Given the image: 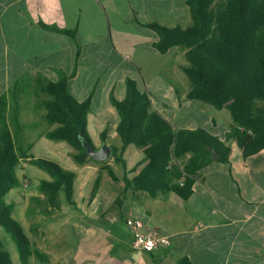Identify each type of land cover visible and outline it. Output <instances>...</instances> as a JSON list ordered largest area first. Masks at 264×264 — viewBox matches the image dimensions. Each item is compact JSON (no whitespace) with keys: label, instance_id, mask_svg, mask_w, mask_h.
<instances>
[{"label":"crops","instance_id":"0c3cea01","mask_svg":"<svg viewBox=\"0 0 264 264\" xmlns=\"http://www.w3.org/2000/svg\"><path fill=\"white\" fill-rule=\"evenodd\" d=\"M187 2L0 0V82L30 83L26 87L29 95L21 92L25 90L22 88L11 92L10 85L0 94L16 96L19 105L26 95L35 108L42 104L36 102L40 94L37 81L54 82L64 75L74 99L78 102L90 99L89 113L97 110L96 97L107 98L109 106L105 111L111 114L112 121L103 119L109 127L98 133V144L101 146L104 140L118 148L121 145L116 134L119 117L110 102L115 92V73L120 71L117 80L121 82V94H125L128 71L141 76L140 66L161 54L153 47L156 34L145 25L189 27ZM41 24L71 31L73 36L43 30ZM184 52L173 47L163 54L171 53L176 60L170 72H182L180 68L187 65ZM125 65L130 69H124ZM167 70L166 66L161 68L163 73ZM189 90L190 84L182 92L174 89L176 102L163 104L162 110L154 111L173 130L201 128L226 142L230 149L228 163L213 161L197 171L186 200L172 192L152 197L144 191L124 190V171L132 178L140 172L139 164L143 163V155L133 145L126 146L120 156L124 169L111 158L107 162L87 160L80 165L81 169L73 173L72 204L60 193L57 203L50 205L38 190V184L31 185L28 200L24 197L28 187L19 181L20 190L14 192L13 188L7 196L21 201L25 213L31 215L28 226L31 249L45 256L41 260L33 253L28 264H70L68 245L76 243L83 255L77 264H175L183 257L191 264H264V149L243 158L236 141H226V134L233 127L229 112L215 109L214 116L197 120V113L193 112L197 104L187 99ZM12 104L9 99L8 106ZM167 110H171L169 114L165 113ZM28 115L27 118L24 113L25 119L20 120L19 112V125L21 121H34ZM27 135L25 130L19 132L20 138ZM68 151L72 156L74 151L70 147ZM187 160L188 156L177 162L183 165ZM24 162L20 161L18 168L26 167L29 161ZM88 174L91 179L86 177ZM44 180L50 179L44 177ZM83 186L87 187L86 193ZM127 219L139 220L144 231L169 238L171 246L151 253L133 251L125 226ZM14 256L18 258L16 251Z\"/></svg>","mask_w":264,"mask_h":264},{"label":"trees","instance_id":"16d2710c","mask_svg":"<svg viewBox=\"0 0 264 264\" xmlns=\"http://www.w3.org/2000/svg\"><path fill=\"white\" fill-rule=\"evenodd\" d=\"M191 25L185 29L166 28L156 23L145 25L157 36L153 47L161 54L173 47L184 52L187 65L180 69L190 84L187 99L229 112L233 127L226 141L233 139L243 158L264 149V0H188ZM43 30L73 36L71 31L40 25ZM67 77L57 81H37L38 92L48 97L42 101L44 119L55 125L47 131L48 139L63 141L74 151L72 158L82 165L89 158L81 141L91 146L87 133L90 99L78 102L68 92ZM14 91V90H13ZM13 104L8 106V100ZM17 97L0 94V229L14 245L20 264H28L33 252L28 238L13 220L12 205L6 197L19 180L17 167L28 160L44 171L50 180H42L38 190L50 205L60 193L73 203L74 174L53 161L34 158L24 146L17 145L11 128L19 126ZM119 117L116 134L120 147L110 146L111 159L124 169L121 154L133 145L143 155L140 172L129 178L123 173L124 190L132 189L155 196L172 192L186 200L191 194L197 171L212 161L208 148L218 154L217 162L228 163L229 147L205 130H173L151 108L149 95L127 80L122 100H110ZM104 138V137H103ZM103 140V139H102ZM104 143V140H103ZM93 147V146H92ZM94 148V147H93ZM188 156L183 164L178 160ZM0 264H12L0 238ZM175 264H191L183 257Z\"/></svg>","mask_w":264,"mask_h":264},{"label":"rangeland","instance_id":"374dc122","mask_svg":"<svg viewBox=\"0 0 264 264\" xmlns=\"http://www.w3.org/2000/svg\"><path fill=\"white\" fill-rule=\"evenodd\" d=\"M159 59V60H158ZM163 61L166 62V65H162ZM176 60L171 57V53L168 54H158L155 55L154 58H150L148 60V64L140 66L142 69V75H136L135 73L130 74L128 71L126 77L127 80L133 81L135 83V87L140 92H145L149 95L151 101V108L153 110H162L163 104H173L176 102L177 96L176 92L173 91L174 89L182 92L186 88H189V82L184 74L180 71H171V67L174 66ZM183 64H186L183 60ZM163 66L167 67V72L163 73L161 68ZM124 69H130L127 65L123 66ZM120 76V71H117L114 76V83H115V92L113 94V98L116 99H123L125 94H121V82H119L117 77ZM126 80V81H127ZM125 81V82H126ZM10 83V84H8ZM0 82V92L3 91L4 87L10 85L11 92L20 90V88L25 89L21 90V92L26 93L27 95L30 94L28 88L30 83L27 81H17V82ZM113 83V82H110ZM18 87V89H17ZM40 93V92H39ZM37 97V94H35ZM123 97V98H122ZM24 98V100H23ZM48 99L46 95L40 93L39 96L36 98V102L40 103L41 101ZM23 102L19 105L20 109V120L25 119V117H30L28 114L33 117L34 121H21V125L18 127H12V132L14 134V140L17 145L24 146L28 149V153L34 158H41L49 161H53L61 166L62 169L77 173L81 167L78 165L72 156L69 154L68 145L63 141H56L48 139L45 136L47 131L53 130L56 126L49 125L46 123L44 119V115L42 114L44 110H42V105H37L35 108L30 104L29 99L27 96L22 97ZM96 104L97 110L93 111L94 113H89V127H88V136L90 138L91 144L94 148H99L97 135L102 130V128H108L109 124H105L103 119L106 118L107 121H112L110 118V113L106 112L105 109L109 106L106 97H96ZM194 104H197V110H193L196 112L197 120L204 121L209 117L214 116L215 109L205 103L195 101ZM194 107V106H193ZM203 108H207V111L203 110ZM32 110V112L30 111ZM171 110L165 111L166 114H169ZM33 113V115H32ZM212 114V115H211ZM25 130L28 132L26 138H20L19 132ZM142 157V155H140ZM126 162L130 165L129 157H125ZM107 162V161H105ZM22 163H25L22 161ZM29 164V165H28ZM26 167H17V177L20 181L21 185H26L28 190L26 195L24 196L26 199L29 198V190L33 188L34 184H39L44 177L48 178V175L42 171L37 169L34 165L28 162ZM120 168V166H116ZM115 167V168H116ZM31 168V169H29ZM31 170V171H30ZM38 173H35V171ZM33 171V172H32ZM88 179H91V175H86ZM101 179V178H100ZM20 184L14 187V192L20 190ZM86 186H83V190L86 193ZM29 200V199H28ZM7 203L12 205V213L11 216L14 221L18 223L20 226L23 234L30 238V232L28 231V226L31 224L32 217L29 212L25 213V208L23 207L21 201L16 199H11L10 196L6 197ZM33 207V205H30ZM29 207V208H30ZM35 207V205H34ZM40 206L38 205V209ZM30 211V209H28ZM0 238L3 243L5 250L10 254L12 257V264H19V260L17 257L14 256L15 248L12 244L10 237L4 233L0 229ZM67 246V244H66ZM69 248V256L67 257V261L70 264H77L78 260L83 257L82 253H79L80 246L78 243L68 245ZM32 264V263H30Z\"/></svg>","mask_w":264,"mask_h":264},{"label":"built area","instance_id":"2783aa9c","mask_svg":"<svg viewBox=\"0 0 264 264\" xmlns=\"http://www.w3.org/2000/svg\"><path fill=\"white\" fill-rule=\"evenodd\" d=\"M125 226L129 231L130 247L133 251L151 253L171 246L169 238L161 236L154 231H144L143 225L139 220L127 219Z\"/></svg>","mask_w":264,"mask_h":264},{"label":"water","instance_id":"95a60500","mask_svg":"<svg viewBox=\"0 0 264 264\" xmlns=\"http://www.w3.org/2000/svg\"><path fill=\"white\" fill-rule=\"evenodd\" d=\"M81 144L86 155L96 162H105L111 158V148L106 143H103L98 149L93 148L85 140H82ZM208 152L211 154L212 161L218 160V154L212 148H208Z\"/></svg>","mask_w":264,"mask_h":264}]
</instances>
